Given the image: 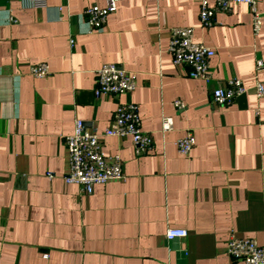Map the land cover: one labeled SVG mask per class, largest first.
Listing matches in <instances>:
<instances>
[{
	"label": "crops",
	"instance_id": "crops-1",
	"mask_svg": "<svg viewBox=\"0 0 264 264\" xmlns=\"http://www.w3.org/2000/svg\"><path fill=\"white\" fill-rule=\"evenodd\" d=\"M95 3L107 1L0 0V264H244L226 247L233 232L264 246V97L253 87L264 0L258 33L246 3L203 27L200 0H123L92 30L84 11ZM173 27H193L194 39L215 49L210 81L174 63ZM41 62L50 74L31 75ZM105 63L135 72V90L97 97ZM230 78L247 92L213 104ZM119 102L139 105L153 147L137 155L132 137L105 136L104 152L121 155L126 178L84 194L63 179L65 137L76 119L104 132ZM187 132L196 144L182 154L176 141ZM171 228L188 235L169 241Z\"/></svg>",
	"mask_w": 264,
	"mask_h": 264
},
{
	"label": "built area",
	"instance_id": "built-area-1",
	"mask_svg": "<svg viewBox=\"0 0 264 264\" xmlns=\"http://www.w3.org/2000/svg\"><path fill=\"white\" fill-rule=\"evenodd\" d=\"M33 7L46 6V0H23ZM106 6L93 4L86 8L84 15L92 30H101L106 24L109 14L117 10L118 3L123 0H106ZM246 3L253 13L255 33L261 30L262 14L258 10V0H200V21L203 27L213 24L214 14L218 11L230 12L234 4ZM73 42V40H72ZM169 51L176 65L190 66L189 76L203 81H210L211 58L216 51L212 47L194 39L193 27H173L170 29ZM258 74L255 76L254 89L258 97H264V60L256 63ZM261 73V75H260ZM30 74L35 77H46L50 74L49 65L45 62L30 66ZM137 87V74L126 70L116 63H105L97 71L95 95L112 94L120 96L131 93ZM243 79L230 78L214 89L213 104L226 105L247 92ZM179 108L185 107L182 101H176ZM173 128L171 117H163V130ZM105 136H130L133 139L135 153L142 155L153 147L152 136L143 130L139 105L135 102H119L110 125L100 133L88 127L82 119H76L74 131L66 135L65 144L68 155V171L63 175L66 183H76L81 192L93 193L94 186L113 180H124L123 160L120 154L106 155L103 149ZM196 144V137L187 132L176 141L178 151L190 154ZM50 177H54L49 173ZM188 232L180 228H171L166 233L167 240L186 238ZM226 251L233 260L244 264H264V246L255 239L240 238L234 232L230 235Z\"/></svg>",
	"mask_w": 264,
	"mask_h": 264
}]
</instances>
